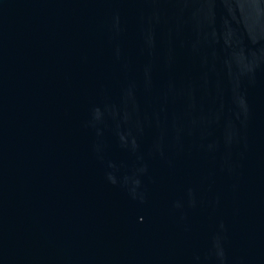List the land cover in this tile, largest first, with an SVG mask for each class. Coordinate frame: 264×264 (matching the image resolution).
<instances>
[{
  "label": "water",
  "instance_id": "95a60500",
  "mask_svg": "<svg viewBox=\"0 0 264 264\" xmlns=\"http://www.w3.org/2000/svg\"><path fill=\"white\" fill-rule=\"evenodd\" d=\"M0 264H264V0H0Z\"/></svg>",
  "mask_w": 264,
  "mask_h": 264
}]
</instances>
